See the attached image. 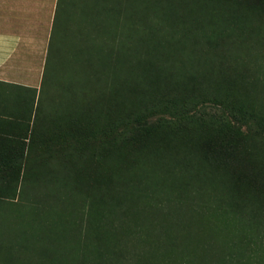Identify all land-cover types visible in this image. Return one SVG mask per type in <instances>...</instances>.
Listing matches in <instances>:
<instances>
[{
    "label": "rangeland",
    "instance_id": "rangeland-1",
    "mask_svg": "<svg viewBox=\"0 0 264 264\" xmlns=\"http://www.w3.org/2000/svg\"><path fill=\"white\" fill-rule=\"evenodd\" d=\"M0 264H264V0H58L0 86Z\"/></svg>",
    "mask_w": 264,
    "mask_h": 264
},
{
    "label": "crops",
    "instance_id": "crops-1",
    "mask_svg": "<svg viewBox=\"0 0 264 264\" xmlns=\"http://www.w3.org/2000/svg\"><path fill=\"white\" fill-rule=\"evenodd\" d=\"M58 0H0V86L41 82Z\"/></svg>",
    "mask_w": 264,
    "mask_h": 264
}]
</instances>
